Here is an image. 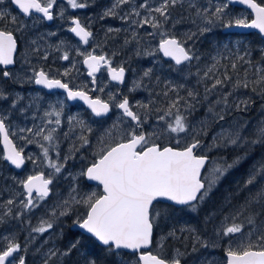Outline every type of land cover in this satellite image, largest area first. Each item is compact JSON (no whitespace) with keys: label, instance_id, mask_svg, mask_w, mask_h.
<instances>
[{"label":"trees","instance_id":"16d2710c","mask_svg":"<svg viewBox=\"0 0 264 264\" xmlns=\"http://www.w3.org/2000/svg\"><path fill=\"white\" fill-rule=\"evenodd\" d=\"M138 1L147 3L149 0ZM256 1L264 6V0ZM112 2L113 0H82V3L87 4L86 13L92 20L89 22V18L84 17L80 20L92 31L93 38L89 45L91 53L106 55L114 67H124L127 70L125 87L120 89L111 84L104 70L97 79L95 96L113 104L112 114L106 119L97 120L81 105H75V108L81 111L84 119L88 120L91 134H94L97 129L107 133L110 128V130H116L112 135L114 140L106 138V143L103 140L98 147L102 149L91 152L92 147H89L88 151L86 147L75 144L76 139L78 142V138L83 140L89 135L85 130L82 131L81 137L75 135V132L80 131H76V127L65 136L61 135L62 129H56L54 135L61 147L70 146L68 154L71 158H77L81 154V168L84 171L95 164L112 147L130 140L132 134L133 136L141 135L145 132L147 139L139 151L146 148L149 136L148 125L144 124L140 117L137 127L123 116L117 120L120 111L115 105L119 99L116 96L114 101H108L107 92L102 88L118 90L131 103L137 98L148 102L151 106L147 113L151 119L155 116L159 118L157 116L161 114L167 116V112L174 108V104L185 97L188 98L187 113H182V116L188 118L185 119L188 124L192 125L195 122L191 123L194 119L196 123H199L201 119L209 118L207 125L197 124L193 132L180 142L174 141L171 137L158 139L155 142L161 148L171 146L177 149H184L193 143H198L196 154L210 158L203 175L205 189L193 205L177 208L164 203H156L151 210V221L154 227L151 251L169 262L181 261L183 264L185 258L193 259L211 252L213 242L211 228L216 220L211 216L213 213L221 210L229 212L235 209L233 215L237 224L246 231L261 224L264 219V40L256 33L240 35L223 32L227 25L247 23L252 19L250 13L230 6L227 0H170L162 5L161 10H152L156 17L155 21H158L157 25L151 24L153 21L148 20L140 26L143 18L139 22L136 20L137 16L131 12L129 15L127 13L124 15L131 18L130 23H127L125 27L119 18L121 19L123 9L131 10L127 8L128 2L124 5L118 4V6H113ZM104 3L106 11L102 8ZM7 6L9 8L6 10L0 6V30L13 33L19 48L15 67L8 71V78L5 77L4 70L0 69V116L6 125L11 120L8 116L16 118L20 124L24 125L26 122L24 114L31 110V106L25 102L23 95L27 93L26 95L33 99L29 96V92L37 90L33 84L34 73L39 70L46 72L48 70L46 68L50 66L47 65L46 56L44 59H38L39 62H31L27 66L24 61L26 49L23 40L32 38L37 41L41 35L33 31L40 32L46 27L35 29L34 26H29L30 24L28 25L22 16L11 7L10 0ZM66 24L68 27L69 23ZM48 28L54 46L57 45L55 41L64 39L60 38L62 35H66L67 40L77 42L68 30H63V34L59 32L63 25H57V22L54 27ZM164 37L177 38L192 56L191 62L185 66L176 67L172 62L165 61L158 48ZM27 51L39 52L36 47L33 49L32 45ZM65 51L64 45L59 48L55 47V53L61 55ZM218 57L220 59L217 60ZM68 60L67 58V63ZM67 63L58 61L55 65V72L49 73L50 77L61 79L76 89L93 93L94 87L82 66H77L75 72L71 69H62V71L57 69L64 68ZM73 76L76 77L75 80L72 79ZM134 79L138 81L132 84L135 85L134 90L137 91L127 93L126 90ZM217 80L223 86L221 90L233 92L231 95L242 98L238 107L232 108L229 102L223 104L222 100L215 102L213 83ZM176 89L181 91V94L174 96L172 91ZM40 92L46 100L53 99L55 96L61 97L58 93L53 96L46 95L44 91ZM165 95L168 98L164 97ZM231 95L228 98H232ZM155 101L160 104H155ZM196 104L200 106L196 107L198 111L194 113ZM216 104H220L219 110ZM132 108L136 111L135 105ZM162 119L163 116L159 118V120ZM25 126L34 129L33 123L29 122ZM9 133L21 150V145L15 136L10 130ZM25 141L28 142L29 148H24L26 166L23 172L17 174L8 167L5 169L8 174L20 176L21 184L14 186L17 182L15 177H0L2 181L0 194L19 189L20 194L24 196V182L41 171L30 168L32 154H28L29 151L34 150L38 156L43 155V148L38 147L39 135L30 136V139L26 137ZM233 143L237 145L234 146ZM207 144L210 148L204 152L202 149ZM0 164L3 168L5 161L1 143ZM214 167L220 169L218 175L222 178L218 186L211 185L216 183L218 178V175L214 177L210 173ZM232 181L235 182L233 186L237 187L236 193L231 187ZM80 183L87 188L90 187L85 182L84 176L80 179ZM95 187L96 195L88 205L72 204L76 209H82L80 221L84 219L93 203L102 196L101 188ZM244 193H246L245 196ZM24 202L28 204L26 199ZM27 211L31 213L32 209H27ZM10 213V228L19 233V238L13 239L10 243L8 238L0 240V253L4 251V248L16 243L22 246L21 235L25 233H28V240L31 241L38 225L37 221H33L34 218L28 219L25 225L21 212L18 217L14 209H10ZM62 222L56 221L55 225L61 226ZM67 222L72 223L68 219ZM60 233L63 235L57 236L58 243L54 242L57 250L53 261L56 264H87L88 261L90 264H127L129 261L139 264L136 254L123 251L115 253L112 247H102L93 238L71 231L69 226H66ZM28 248L30 250L31 245ZM248 250H264V246L263 244L253 245L244 250L243 247H237L235 253ZM221 255L225 259V253L222 252Z\"/></svg>","mask_w":264,"mask_h":264},{"label":"water","instance_id":"95a60500","mask_svg":"<svg viewBox=\"0 0 264 264\" xmlns=\"http://www.w3.org/2000/svg\"><path fill=\"white\" fill-rule=\"evenodd\" d=\"M229 5L246 10L252 20L246 24L226 27L225 34L248 35L256 33L264 40V6L256 0H227ZM14 9L26 17L32 14L43 17L52 24L54 16L51 7H44L39 0H11ZM71 35L83 48H88L92 33L78 18L71 20ZM18 42L14 34L0 30V69L6 78L8 71L15 67ZM159 52L165 61L181 67L191 62L192 56L177 38H166L159 43ZM87 77L92 80L93 93L96 92L97 78L107 70L111 84L123 88L127 81V70L114 67L105 55L90 54L83 60ZM36 88L48 94L57 92L66 96L70 105L80 104L95 119L103 120L112 114L109 102L94 97L93 93L74 90L60 79H52L43 72L37 73ZM119 111L134 125L139 126V118L131 109L129 100L118 105ZM146 139V133L133 136L130 140L112 147L97 162L87 168L85 181L89 185L100 186L103 195L94 202L86 219L71 226L72 230L89 236L102 247H113L114 251L137 254L140 264H181L170 263L151 249L154 227L151 210L156 203L174 207L193 205L203 193V174L210 162L206 156L196 155L198 143L184 148H160L153 145L139 151ZM0 143L5 162L18 174L26 166L25 155L18 149L9 134L6 123L0 116ZM52 181L45 174L33 175L24 183V191L29 205L34 196L50 197ZM16 251L8 249L0 254V264H9ZM227 264H264V250H248L243 253H227ZM19 264H26L22 260Z\"/></svg>","mask_w":264,"mask_h":264},{"label":"rangeland","instance_id":"374dc122","mask_svg":"<svg viewBox=\"0 0 264 264\" xmlns=\"http://www.w3.org/2000/svg\"><path fill=\"white\" fill-rule=\"evenodd\" d=\"M45 1L51 3V5L56 8V22L57 25H63V28L59 30V32H62V34L63 30L70 31V21L74 18V16H78L80 19L82 17L86 19L89 18V22H91L92 20L89 14L86 13L88 6L87 4L82 3V0ZM169 1L170 0H149L147 3H141L138 0H113L112 4L113 6H118V4L124 5L126 2H128L127 8H130L131 10L123 9L124 12L121 15V19L119 18V21H122L125 27L127 23H130L131 18L130 16L124 15L125 13L129 15L131 12L132 14L137 16L136 20H138L139 22L143 18L140 26L143 25L144 21L148 20L153 21L151 22V24L157 25L158 21H155L156 17L154 15V11L152 10H161L162 5L168 3ZM7 3L8 0H0L1 8L4 10L8 9L9 7L7 6ZM102 8H106L105 3ZM106 10L107 9H105V11ZM140 15L142 16L140 17ZM64 21L65 23H63ZM26 23L29 25L28 22ZM66 23H69L68 27ZM34 28L40 29V23H34ZM33 33H38L41 35V37L37 41L33 40L32 38L23 40L26 49L24 61H26V65L28 66L31 62H39L38 59H44L46 56L48 60L47 65L50 66L49 68H46L48 69L46 72L44 71L46 74L51 73V71L55 72V65L58 64V61L67 63V61H64L67 58L69 60L68 63L64 65V68L61 67L57 69L61 71L62 69H71L73 72H75L77 66L83 67V60L87 55L96 54L91 53V50L89 48H83L78 41L73 42V40L65 39L66 35H62L60 37L64 38L61 41H55L58 46H54V44L51 42V34L48 29L45 32L41 30L40 32H36L35 30L33 31ZM164 39L166 38L164 37L162 40ZM148 41H150V39ZM30 45H32L33 49L36 47V50H38L39 52H28L27 49L30 47ZM63 45L66 51L61 55L59 53H55V47L59 48ZM218 59L220 58L218 57L217 60ZM185 71H187L186 67ZM37 73L38 71L34 73V80ZM74 78L76 79L75 76L72 77L73 80H75ZM136 83H138V81L134 79L131 85L128 86L126 90L127 93L137 91L134 90L135 85H132ZM222 87L223 86L219 84L218 80L213 83V90L215 92L213 94V97L215 98V102L218 103L222 100L221 102H223V104L229 102V104L232 105V108L238 107V105L241 103L242 98L239 96L237 97L235 95H231L233 94V92L229 93L221 90ZM102 90H106L107 96L109 97L108 101H114L119 92L118 90H114L111 88H102ZM172 93H174L173 95L175 96L177 94H181V91L176 89V91H172ZM26 94L23 95L24 100L31 106V110L25 112L24 114L26 121L25 124L22 125L16 118L8 116V118L10 117L11 120L9 123H7V126L11 134L15 136L19 145H21L22 152L25 151L24 148H29L27 146L28 142L25 141L26 137L30 139V136H36L37 134L39 135L40 142L38 147L41 146L43 148V155L38 156L34 150L29 151L28 154H32L30 168L33 170H41L40 173L45 174L46 178L52 181V195L47 198L35 197L32 203L33 208L31 213H29L27 210L21 212L20 209H16L15 215L18 217V214L21 212L24 216L25 225L28 219L30 220L31 218H34L33 221H37L36 224L38 223V225L36 230L34 231L31 241L28 240V233H25L21 235L23 239L22 246L16 243L11 245V247L4 248V251L8 250L9 248L18 250L17 255H23L25 258L27 257L30 264H56L53 259L55 256L54 254L57 250V246L54 243H58L57 236H62L63 233L61 235L60 231H63L66 226H70V224L67 222V219L71 220V224L80 222L79 217L82 214V209H76L72 204H83L85 206L88 205L96 195V187L94 185L88 184L90 187L87 188L80 183V179L82 178V176L85 177L86 172L81 168L82 156L80 154L77 158H71L68 154L70 146L67 145L66 147H61L58 143L57 137L54 135V131L56 129H62L60 131L62 132L61 135L65 136V134H68L70 130H74V128L76 127V131H80L78 133L75 132V135L81 137L82 131L85 130L87 133H89V135H87V137L83 140H81V138H78V142H76V139L75 144L80 147H86L87 150L89 149V147H92L91 152H97L102 149L98 147H100L103 140L104 143H106V138H108L109 140L112 139V141L114 140L112 138V135H114V132L116 130H110L109 128L107 133H103L101 130L97 129L94 134H91L89 129L91 128V126L87 122L88 120L84 119L81 111L78 109H76L75 111L70 110V105L66 103V101L62 97L55 96L53 99L46 100V98H43L40 90L38 89L29 92V96H31L33 99L29 98ZM229 95H231L232 98H228ZM164 97L168 98L167 95H165ZM140 99L141 98H137V100H135L131 104L133 106H136L137 116L142 119L144 124L148 125L149 136L146 147L156 145L155 142L158 139L167 137L174 138V141L180 142L185 137L189 136L191 132H193L197 124L200 123L202 126L209 123V118L201 119V122L199 123H196V120L194 119L191 122L193 123L195 121L192 125L188 124V121H185V119L188 118L182 116V113H187V97L174 104V108L171 111L167 112V116H165V114L157 116L159 118L163 116L162 120H159V118H156V116L154 119L149 118L147 112L150 110L151 104L148 105V102ZM118 104L119 103L115 105L116 108H118ZM155 104L158 105L160 104V102L155 101ZM219 105L220 104H216L218 110ZM197 106H200V104L195 105L194 113L198 111L196 109ZM180 108L181 110H179ZM121 116L123 115L120 112L118 113V117L116 119L118 120V118ZM5 118L7 119V117ZM29 122L34 124V129L25 126ZM131 137H133V134L131 135ZM60 139L62 140L63 138ZM209 148L210 146L207 144V146L203 147L202 150L204 152H207ZM2 166L3 168L0 164L1 178L15 177L17 179V182L14 186L21 184L22 180L20 176L17 177L15 176L16 174H8L5 171L6 164H3ZM219 171V168L214 167L210 173L214 175V177H216L219 174ZM220 176L221 175H218L216 183H212V186L219 185V182L222 179L220 178ZM0 183H2V181H0ZM234 183L235 182L232 181L231 187L235 189L234 193H236L237 187L233 186ZM53 186L55 191L53 190ZM19 195H21L19 189L8 191L6 194H0V240H7L8 238L9 243L12 242L13 239L19 238V233L10 228L9 223V216L11 215L10 208L11 206L15 208L19 205ZM245 195L246 193H244V196ZM234 211L235 209L229 212L227 210H221L220 212H215L211 215L214 219H216L214 222V226H212L211 228V231H213L211 252L208 253V255L202 254L193 259L185 258L183 264H227L226 256L224 259L221 255L222 252H224L226 255L227 253H235L237 247H243L244 250L246 248L252 247L253 245L259 246L263 244L264 246V219L261 224L254 226L251 230L246 231L237 224V220L233 215ZM87 214L88 212L85 214L84 219H86ZM56 221L63 222L61 223V226H56ZM34 241H36V243H33ZM29 243L32 247L30 250L28 248V246H30ZM19 251H21L22 254H19ZM127 264L136 263H131L129 261L127 262Z\"/></svg>","mask_w":264,"mask_h":264},{"label":"flooded vegetation","instance_id":"af4514ba","mask_svg":"<svg viewBox=\"0 0 264 264\" xmlns=\"http://www.w3.org/2000/svg\"><path fill=\"white\" fill-rule=\"evenodd\" d=\"M40 1V3L44 6V7H51L52 8V13H53V16H54V21H53V23L52 24H49V23H47L46 22V20L43 18V17H41V16H39V15H36V14H32L30 17H26V16H24L23 14H21L20 12H18V11H16L15 9H14V7H13V5H12V3H11V0H10V4H11V7L17 12V13H19L21 16H22V18H23V20L24 21H26V22H28L29 24H30V26H34V23H40V27H46V28H44V32L46 31V29H49L48 27H54L55 26V22L57 21V18H56V8L53 6V5H51V3H48V2H46L45 0H39ZM74 18H78L79 20H80V18L78 17V16H74ZM73 18V19H74ZM252 20V19H251ZM250 20V21H251ZM81 21V20H80ZM249 21V22H250ZM71 22V21H70ZM248 23V22H247ZM240 24H246V23H240ZM70 32V31H69ZM10 33V32H9ZM13 34V33H12ZM70 34H71V32H70ZM15 36V35H14ZM72 36V35H71ZM16 37V36H15ZM64 61H66V60H64ZM40 71H42V70H40ZM40 71H38V72H40ZM84 71H85V73H86V75H87V72H86V70L84 69ZM44 72V71H43ZM37 75V74H36ZM48 76H49V78H52V77H50V74H47ZM52 79H56V78H52ZM89 79V78H88ZM98 79V78H97ZM89 80H91V79H89ZM91 83H92V80H91ZM67 84V83H66ZM69 85V84H68ZM93 85V84H92ZM114 85V84H113ZM70 86V85H69ZM34 87H35V85H34ZM94 87V86H93ZM36 88V87H35ZM70 88H72V89H74V90H81V91H84V90H82V89H76V88H74V87H71L70 86ZM36 89H38V88H36ZM38 90H40V91H44V90H41V89H38ZM45 92V94L46 95H53V96H55V95H57V92H54V93H51V94H48L46 91H44ZM87 92V91H86ZM90 93V92H89ZM96 93V92H95ZM95 93H93V95H94V97H96V98H99V97H97V96H95ZM58 94H60V93H58ZM61 95V97L63 98V99H65V101L67 102V98H66V96L65 95H63V94H60ZM117 97H118V99H119V104L124 100V99H127V100H129L128 98H124L123 97V95L121 94V92H118V95H117ZM101 99V98H100ZM103 100V99H102ZM68 103V102H67ZM129 103H130V106H131V109L133 110V108H132V104H131V102L129 101ZM111 105H112V107L114 108V106H113V104L112 103H110ZM118 104V105H119ZM70 107L71 108H69L70 110H72V111H75L76 110V108H75V106H72V105H70ZM88 111V110H87ZM134 111V110H133ZM135 113H136V111H134ZM92 115V114H91ZM136 115H137V113H136ZM98 120V119H97ZM131 122V121H130ZM134 125V124H133ZM135 126V125H134ZM136 127V126H135ZM262 144V143H261ZM233 145L234 146H236L237 145V143H233ZM260 145V144H259ZM5 161V160H4ZM5 164H6V168L8 167L10 170H13V169H11L9 166H8V164L5 162ZM15 171V170H14ZM4 172V171H3ZM13 175V174H12ZM15 176H17V175H15ZM18 177V176H17ZM23 186H24V184H23ZM26 199V201H27V203L28 204H25V202H24V200ZM35 199V197L33 198V200ZM33 200H32V203H33ZM20 205V206H19ZM19 205L18 206H16L15 208H13L12 206H11V208L10 209H14L15 210V212H16V209H20L21 210V212H24V211H26L27 209H32L33 208V206H32V204L31 205H29V201H28V199H27V195L26 194H24V196H23V194L21 195V198H20V203H19ZM23 216V215H22ZM85 219H83L82 221H80L79 223H81V222H83ZM75 224V223H74ZM73 224H70V226H69V229L71 230V231H74V232H77V231H75V230H72L71 229V226H72ZM9 249H13V248H9ZM15 250V249H14ZM7 251V250H6ZM6 251H3L2 253H0V254H3V253H5ZM16 251V253H15V257H14V259L9 263V264H19L22 260H24L25 261V263L26 264H29V260L27 259V257L25 258L23 255H21V256H19V255H17L18 254V250H15ZM22 254V252L21 251H19V254ZM14 261V262H13ZM87 264H90V262L88 261L87 262ZM182 264V263H181Z\"/></svg>","mask_w":264,"mask_h":264}]
</instances>
